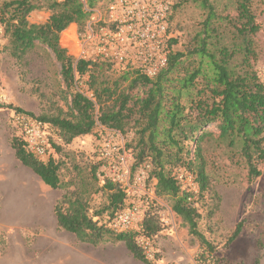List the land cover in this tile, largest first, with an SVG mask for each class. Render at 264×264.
Returning <instances> with one entry per match:
<instances>
[{"label":"trees","instance_id":"trees-1","mask_svg":"<svg viewBox=\"0 0 264 264\" xmlns=\"http://www.w3.org/2000/svg\"><path fill=\"white\" fill-rule=\"evenodd\" d=\"M99 1L53 0L46 7L50 11L48 18L32 23L28 21L29 13L43 8L38 0H0V24L7 37L3 51L20 61L40 46L60 66L61 98L66 108L58 107L55 113L38 118L57 131L63 144L92 133L98 125L122 131L125 121H129L125 118L130 112L132 91L147 87L130 127L133 138L127 144L134 166L151 165L154 195L170 200L171 210L197 241L195 262L227 264V259L219 255L221 249L199 230L200 214L195 201L197 196L200 201L205 196L214 201L219 198L208 172L209 145L240 166L249 183L261 174L264 85L258 81L255 70L260 25L254 1L231 0L218 6L221 0H192L201 10L199 18L189 27L183 49L171 51L166 67L153 78L122 69L112 76V64L76 59L59 45L60 33L71 23L83 32L89 15L86 9ZM176 42V38L172 39L171 46ZM83 76L85 89L80 90L76 81ZM3 107L7 106L0 104ZM10 145L16 159L45 185L64 190L53 204L59 229L93 246L121 241L134 259L155 264V260L144 257L135 242L139 231H111L109 222L124 207L125 194L109 180L96 186L100 182L96 176L99 160L87 166V171L76 167L78 177L64 180L60 176L61 162L50 151L45 158H38L26 150L17 135ZM50 145L54 152L60 150L56 143ZM176 168L192 174L197 185L195 194L180 188L174 174ZM97 190L106 193V203L93 208L90 195ZM242 226L243 220L235 224L223 250L237 238ZM159 230L156 217L147 213L141 222L142 233L151 238ZM256 247L258 251L264 248V237L257 239ZM253 264H259V257Z\"/></svg>","mask_w":264,"mask_h":264},{"label":"rangeland","instance_id":"rangeland-1","mask_svg":"<svg viewBox=\"0 0 264 264\" xmlns=\"http://www.w3.org/2000/svg\"><path fill=\"white\" fill-rule=\"evenodd\" d=\"M43 8L33 10L28 15V21L42 23L50 15L46 9L50 1L38 0ZM61 1V0H56ZM231 0H221L228 3ZM256 21L260 25L256 38L259 54L255 63L258 81L264 85V0H253ZM100 0L94 7L100 3ZM172 13L171 28L176 32V43L172 51L183 49L185 35L200 15V8L192 0H171ZM74 32L80 34L77 24ZM68 26V27H69ZM85 26V25H84ZM3 27V26H2ZM64 29L59 35V45L66 49L68 55L77 58L74 33L72 37L66 35ZM7 37L0 34V104L7 107L0 108V156L6 163H12L13 179L22 178L28 181L35 197L28 199L23 208L15 207L10 200L11 209L5 212L4 221L0 222V264H144L136 260L128 252L123 242H106L97 246L82 243L74 234L59 229L53 214V204L64 192L63 189H52L45 185L31 169L21 167L20 162L11 150V139L16 136L12 125L13 112L28 113L33 116L55 113L58 107L65 109L61 98L63 83L60 78V66L52 54L36 46L22 60L17 61L3 51ZM112 76L118 75L120 68L111 67ZM86 76L78 79V85L85 89ZM147 87H138L132 91L129 101V115L125 119L123 130L120 131L126 149L133 138L130 130L139 107V100L147 93ZM104 126L98 125L92 133L74 138L69 144H63L57 131L49 127V140L60 146L54 152L50 146V153L61 162L60 176L62 179H76V167L87 171L90 164L98 160L97 147L100 138L104 136ZM6 149V151H4ZM131 152V151H130ZM208 172L212 177L211 183L219 198L217 201L210 197L196 198L195 206L200 214L199 230L220 250V256L227 259V264H253L262 250L258 251L256 241L264 237V161L259 165L261 174L249 183L245 171L231 163L221 152L215 151L213 145L207 147ZM215 153V154H214ZM21 167V168H17ZM97 182L96 186H100ZM155 179L147 181V189L153 191V198L148 199L147 213L154 215L160 230L152 236L155 250V264H198L194 255L198 250L197 241L188 234L187 227L174 214L170 207V200L154 195ZM24 186V185H23ZM16 187L11 192H16ZM8 200V199H7ZM106 203V193L97 190L90 195L93 208ZM215 205H217L215 207ZM44 217L43 225L36 220V214ZM243 220L240 234L223 250L226 237L235 224Z\"/></svg>","mask_w":264,"mask_h":264},{"label":"built area","instance_id":"built-area-1","mask_svg":"<svg viewBox=\"0 0 264 264\" xmlns=\"http://www.w3.org/2000/svg\"><path fill=\"white\" fill-rule=\"evenodd\" d=\"M86 10L89 15L83 32H74L76 59L90 64L108 62L149 78L166 67L171 41L176 38L170 24L171 0H107ZM76 83L82 90L78 80ZM12 125L28 152L41 159L47 156L51 146L47 123L28 113L13 112ZM105 130L96 150L100 162L96 176L101 183L109 180L116 184L125 194V205L110 220L109 227L114 233L139 231L135 242L144 257L154 261L152 241L141 231L148 199L153 198V191L147 189V181L152 178L151 165L134 166L132 153L126 149L120 131ZM174 174L183 191L197 192L190 172L176 168Z\"/></svg>","mask_w":264,"mask_h":264},{"label":"crops","instance_id":"crops-1","mask_svg":"<svg viewBox=\"0 0 264 264\" xmlns=\"http://www.w3.org/2000/svg\"><path fill=\"white\" fill-rule=\"evenodd\" d=\"M11 150L14 155V150L12 148ZM4 151H6V149H4ZM0 154H2V152ZM19 166L24 168V165L21 163ZM13 167L14 165L11 162L6 163L3 161V157L0 156V222L4 221L5 212L11 209L8 205L10 200L14 203L15 207L22 209L30 197L32 199L35 197V192L30 189L27 180L23 181L22 178L19 177L17 180L13 179ZM21 167L17 168L19 169ZM15 187L17 190L12 193L11 189ZM35 218L40 222V225H43L44 217L41 213L36 214ZM259 264H264V248L260 253Z\"/></svg>","mask_w":264,"mask_h":264},{"label":"bare ground","instance_id":"bare-ground-1","mask_svg":"<svg viewBox=\"0 0 264 264\" xmlns=\"http://www.w3.org/2000/svg\"><path fill=\"white\" fill-rule=\"evenodd\" d=\"M66 35H68L69 37L73 35L74 33V25H71L68 27V29L64 32Z\"/></svg>","mask_w":264,"mask_h":264}]
</instances>
